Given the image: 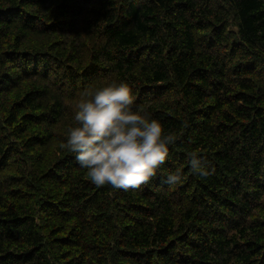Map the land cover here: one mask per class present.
Listing matches in <instances>:
<instances>
[{
    "label": "trees",
    "instance_id": "1",
    "mask_svg": "<svg viewBox=\"0 0 264 264\" xmlns=\"http://www.w3.org/2000/svg\"><path fill=\"white\" fill-rule=\"evenodd\" d=\"M112 81L176 137L139 189L61 147ZM263 198L264 0H0V264H264Z\"/></svg>",
    "mask_w": 264,
    "mask_h": 264
},
{
    "label": "clouds",
    "instance_id": "2",
    "mask_svg": "<svg viewBox=\"0 0 264 264\" xmlns=\"http://www.w3.org/2000/svg\"><path fill=\"white\" fill-rule=\"evenodd\" d=\"M136 101L133 87L116 81L85 88L75 101L72 125L61 147L74 154L78 166L97 187L139 189L149 185L170 160L175 135ZM188 164L195 175L210 174L208 162L196 153ZM182 182L180 171L164 178L169 186Z\"/></svg>",
    "mask_w": 264,
    "mask_h": 264
},
{
    "label": "rangeland",
    "instance_id": "3",
    "mask_svg": "<svg viewBox=\"0 0 264 264\" xmlns=\"http://www.w3.org/2000/svg\"><path fill=\"white\" fill-rule=\"evenodd\" d=\"M230 21H231L230 29L236 31V28H235V26H234V23H235L234 20H233L232 18H230ZM263 200H264V198H263Z\"/></svg>",
    "mask_w": 264,
    "mask_h": 264
}]
</instances>
